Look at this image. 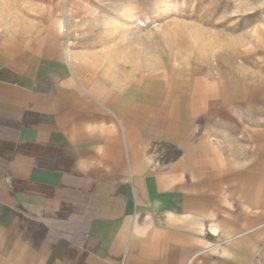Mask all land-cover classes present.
<instances>
[{
  "label": "crops",
  "instance_id": "crops-1",
  "mask_svg": "<svg viewBox=\"0 0 264 264\" xmlns=\"http://www.w3.org/2000/svg\"><path fill=\"white\" fill-rule=\"evenodd\" d=\"M260 1L250 60L124 83L0 8V264H264Z\"/></svg>",
  "mask_w": 264,
  "mask_h": 264
},
{
  "label": "rangeland",
  "instance_id": "rangeland-1",
  "mask_svg": "<svg viewBox=\"0 0 264 264\" xmlns=\"http://www.w3.org/2000/svg\"><path fill=\"white\" fill-rule=\"evenodd\" d=\"M260 5V0H0L2 13L30 30L62 34L74 68L101 83L167 79L174 68L250 60ZM6 20L0 21L3 31L16 21Z\"/></svg>",
  "mask_w": 264,
  "mask_h": 264
}]
</instances>
